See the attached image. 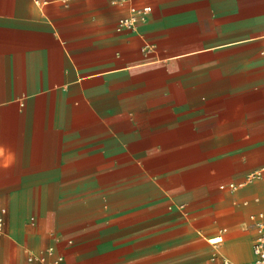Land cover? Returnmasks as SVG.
<instances>
[{
  "label": "crops",
  "instance_id": "1",
  "mask_svg": "<svg viewBox=\"0 0 264 264\" xmlns=\"http://www.w3.org/2000/svg\"><path fill=\"white\" fill-rule=\"evenodd\" d=\"M112 1L0 0V264L253 263L264 0Z\"/></svg>",
  "mask_w": 264,
  "mask_h": 264
},
{
  "label": "built area",
  "instance_id": "2",
  "mask_svg": "<svg viewBox=\"0 0 264 264\" xmlns=\"http://www.w3.org/2000/svg\"><path fill=\"white\" fill-rule=\"evenodd\" d=\"M125 0H113L112 3H121ZM149 13V8L146 5L130 4L127 8V13L117 20V29L135 30L139 23L144 22ZM264 55V49L261 50ZM258 234L254 244L255 260L253 263L245 264H264V209L259 211L256 215ZM2 217H0V229L2 226ZM28 261H38L41 264H60L61 257L54 253L52 247L40 251L37 254H29ZM222 264H233L228 259L222 258Z\"/></svg>",
  "mask_w": 264,
  "mask_h": 264
}]
</instances>
